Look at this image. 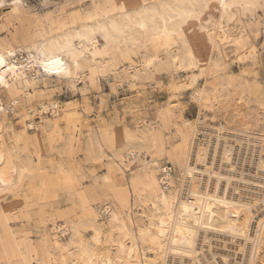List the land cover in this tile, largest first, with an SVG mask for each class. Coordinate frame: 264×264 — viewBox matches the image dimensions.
<instances>
[{
  "label": "bare ground",
  "instance_id": "bare-ground-1",
  "mask_svg": "<svg viewBox=\"0 0 264 264\" xmlns=\"http://www.w3.org/2000/svg\"><path fill=\"white\" fill-rule=\"evenodd\" d=\"M39 1L46 4L49 0ZM63 1L64 5L69 2ZM76 1L89 4L73 15L61 16V13L56 20L50 15L35 17L33 27L18 34L19 39L17 34L12 35L17 45L0 40V55L11 54L9 59L23 64L28 77L27 83L9 78L10 87H0V102L5 110L13 98L18 101L12 104V116L9 117L7 111L0 112V124L8 121L0 135L8 138V129L14 133L6 143L0 139V151L5 154V161L0 164L2 178L6 183L13 179L9 153L25 160L36 158L34 178L17 188V173L16 183L7 185L10 191L0 193V264H64L65 259L77 261V264H89V261L107 264L109 258L113 264L121 259L124 264H264V126H261L264 92L252 94L241 78L221 75L226 71L211 75V80H203L192 91L198 109L196 117L186 119L178 104L176 111H172L164 103L163 111L156 110L155 120H147L138 112L134 119L139 124L140 139L135 143V154L132 148L121 152L117 147L113 152L112 126L105 119L91 123L79 111L78 99L59 102L57 106L52 95L54 89L48 90L52 84L57 90L64 84L75 89L78 84L85 83V68L100 73L95 87L88 79L87 84L94 89L99 88L101 77L110 73L120 77L112 63L116 56L111 42V59L100 57L93 65L89 53L88 59L80 61L79 78L74 68L71 78H61L44 73L42 68L28 67L29 61L35 66L41 58V49L46 46L71 40L79 49L80 36L86 37L84 48L89 47L90 36L99 45L98 51L104 49L105 35L99 29L112 23L120 24L122 18L119 13H110L113 20L103 15L108 11L103 5L111 0ZM5 2L7 10L1 8ZM93 5L100 7L93 8ZM29 9H21L16 14L12 0H2L0 26L13 27L16 20L31 14ZM90 11L97 15L99 24L85 18ZM242 15L241 10L237 14V25H234V40L249 24L258 22H241ZM244 38L254 41L255 35L249 30ZM229 50L233 59L240 62L251 53V47L246 52L243 45L237 47L235 43ZM176 51L160 57V65L165 68L163 74L171 77L168 91L169 86L179 88L185 80L191 84V77L196 73L200 75L198 71L187 70V66L180 70L185 74L183 79L178 77L181 74H172L176 69L169 72L168 60L175 58ZM217 55L227 65L228 54L223 46ZM64 59L71 63L67 56ZM87 75L91 77L93 72ZM156 75L159 77L161 73ZM40 84L46 92L36 95ZM21 85L25 91L21 90ZM29 88L30 93L26 91ZM198 93L203 94L202 99ZM29 96L35 104L30 102ZM81 101L89 104L85 95ZM41 108L48 111L42 114ZM47 114L51 118H47ZM16 117L19 119L14 122ZM78 152H81L79 158L76 157ZM17 164H21V160L18 159ZM101 167L103 173L95 174L96 168ZM61 169L77 180L72 191L61 192L70 194L75 206L53 212L51 204L56 200L55 193L46 195L40 178L41 173H46L45 178H48L49 170L60 172ZM32 171L29 168V172ZM2 187L5 185H0ZM10 197L15 199L5 204V199ZM18 200H21L22 209L17 206ZM97 218L99 222L93 224ZM32 220L36 232L42 235L39 243L32 239V228L16 225L17 222L28 225ZM116 221L118 223H114ZM106 225H114L116 243H125L128 249L134 248L131 237L139 238V249L133 252L131 261L127 253L123 257L116 255L117 251H122L120 249L102 247L97 250L89 244L96 232ZM125 227L126 231L121 232ZM112 231L113 227H108L104 232L103 243L111 241ZM161 232L166 233L162 244ZM241 232L243 236L239 235ZM125 236L130 237L126 242ZM154 240L157 243L152 247ZM70 242L77 245L83 242L84 249H74L69 255L65 249ZM83 251L89 255L81 259Z\"/></svg>",
  "mask_w": 264,
  "mask_h": 264
},
{
  "label": "snow or ice",
  "instance_id": "snow-or-ice-1",
  "mask_svg": "<svg viewBox=\"0 0 264 264\" xmlns=\"http://www.w3.org/2000/svg\"><path fill=\"white\" fill-rule=\"evenodd\" d=\"M29 3H36L37 7H39V0H12L14 13L19 14L20 10L26 9ZM69 7H75V5H69ZM92 7L98 8L100 6L93 5ZM103 7L108 9L103 14L107 19H114L110 13H119L122 22L120 24L112 23L107 28L101 27L99 29L105 35V45L102 51H98L99 45L92 41L90 36L88 37L89 47L84 48L83 42L86 37L80 36L81 45L79 49L71 40H66L61 44L46 46L41 49V58L36 62L35 66L29 61L28 67L42 68L44 73L54 74L61 78H71L74 68L76 78H79L81 74L80 61L88 59L89 53H91L93 65L100 57L111 59L109 52L110 41L111 48L116 56L112 63L115 65L117 72H120L121 68L127 69L128 84L132 86L133 93L131 98H128L127 93H125L126 99L116 105L115 120L110 129L113 152L116 151L117 147L121 148V152L126 148H132L133 155L135 154V143L140 139L138 135L139 124L135 119H129V112L135 117L138 112L143 111L139 106L140 101L145 100L146 104L148 102L142 94L137 95L141 91L140 85L143 84L144 87H150L155 84L156 79H162L165 68L160 65V57L166 53H171L174 49L177 50L175 58H169L167 64L169 72H172V69L177 70L176 73H172L173 75H182L183 72L180 70L184 69L185 66H187L189 71H198L200 73L199 76L194 75L191 77V84L185 80L179 88L169 86V98L165 103L172 111H176L177 102L182 96L187 97L188 93L185 89L194 91L195 88L199 87V82L209 79L211 75L226 71L227 65L217 55L221 46L224 47L225 51H228L230 46L235 43L237 47L243 45L246 52L251 47V53L245 59L249 62L258 60L261 65V75L264 76V44L261 43V41H264V16L256 24H249L244 29V32L240 33L239 38L233 39L235 36L234 25H237V14L242 10L241 22L247 20L249 16L255 21L257 14L260 11H264V0H155V2L154 0H145L144 3H140V0H123V3H120V0H111L110 3L103 5ZM85 18L94 21L96 24L100 23L97 15H92L91 11ZM249 30L256 37L254 41L250 38H244L249 34ZM253 44H255V47H252ZM9 56L0 55V87H10L9 78L12 81L20 79L27 83L28 77L25 66L13 62L9 59ZM65 56L70 58L71 63L66 62ZM153 69H156V71H153ZM89 71L93 72L91 77L87 75ZM157 72H160L161 76L158 77L156 75ZM132 73H135V75H132ZM84 74L86 76L85 84L87 85L88 79H91L92 86L95 87L100 73L95 72L94 69L85 68ZM104 74L107 75V73ZM145 77L146 79H144ZM158 87H163V85ZM21 90L25 91L23 85H21ZM26 91L30 93L31 88ZM197 95L202 99V93ZM29 100L33 104L36 103L30 96ZM14 103H18L15 98L10 101L8 109L5 110L2 102H0V112L7 111V115L9 117L12 116V104ZM100 103L101 107H103L104 101L101 100ZM212 103L215 102L213 101ZM121 107L125 109L123 113L119 111ZM47 111L48 109L41 108L42 114ZM29 114H31L30 109ZM121 116H123L122 120ZM16 119H19V117H16ZM7 122L6 120L5 124ZM5 124H0V134L5 131ZM27 126L32 127L31 124ZM261 126H264V117L261 119ZM134 128L136 129L135 132H133ZM8 133V138L14 134L12 129H8ZM8 138L0 135V139H4L5 143ZM9 158L12 161L11 173L13 179L6 183L2 178L3 173L0 172V185H5V187L0 188V193L10 191L7 185L16 183L17 173H19L17 188L22 187L29 178L35 177V165L33 162L36 158L34 156L25 160L18 155L13 156L12 153H9ZM18 159L21 160L19 165L17 164ZM4 161L5 154L0 151V164H3ZM29 168H32L33 171L29 172ZM49 172L51 173L50 177L45 178L47 174L41 173L40 178L41 188L46 195L55 193L56 198H59L61 192H70L74 189L77 180L73 179L70 174L64 173L63 169L60 172L55 170H49ZM98 222L99 218L92 221L93 224ZM114 223H118V221ZM161 226L165 227L163 224ZM108 227H113V231L110 234L112 239L105 244L103 243L105 239L104 232L107 231ZM124 231H126V227L121 229V232ZM165 235V232L159 233L161 244ZM239 235L243 236L244 233L241 232ZM75 239L76 237L74 236L73 240ZM123 239L126 242L130 237L125 236ZM131 239L135 242L133 249L126 248L125 243L117 244L114 225H106L101 231L96 232L89 244L93 245L97 250L102 247L120 249L122 251H117L116 255L123 257L127 253L128 259L131 261L133 252L138 251L140 246L139 238L133 236ZM156 243L154 240L152 247H155ZM145 244L147 245V242ZM57 247H60V245H57ZM74 249H84L83 242L79 245L70 242L65 252L71 255ZM146 250L150 251L151 249L146 247ZM184 254L187 255V252ZM88 255L87 251H83L81 259ZM111 255L112 252L110 251L109 257ZM255 255L256 250L254 248L253 256ZM64 264H77V261L65 259ZM89 264H92V262L89 261ZM107 264H113L111 258H109ZM118 264H124L123 259L119 260Z\"/></svg>",
  "mask_w": 264,
  "mask_h": 264
},
{
  "label": "rangeland",
  "instance_id": "rangeland-1",
  "mask_svg": "<svg viewBox=\"0 0 264 264\" xmlns=\"http://www.w3.org/2000/svg\"><path fill=\"white\" fill-rule=\"evenodd\" d=\"M7 2V1H6ZM4 3L1 5V8L3 10H7L8 3ZM89 4L88 1H82L80 3H77L76 0H69V2L64 5L63 0H49L46 2V4H42L39 1V7H37L36 3H29L27 7H29V13L30 15L25 14L24 17L21 19H18L14 22L13 27L2 28L0 26V40L1 41H11L13 45H17L16 42H13L12 35L17 34L18 39L20 36L18 34H21L23 30H28L31 26L33 27L34 18L35 17H43L45 15L52 16L53 19H58L59 15L62 13L61 16H67V15H73L76 10H84L86 8V5ZM69 5H75V7H69ZM71 9V10H70ZM74 11V12H73ZM68 13V14H67ZM26 16L28 18H26ZM264 16V11H260L255 21H260L261 17ZM30 20V21H29ZM247 21H253L251 16L247 19ZM31 27V28H32ZM14 32V33H13ZM256 39V37H255ZM254 39V40H255ZM262 44H264V41H261ZM228 59H227V69L226 74H221L223 76H226L227 74H231L233 76V79H236L237 77L241 78V80L245 81V83L248 85L249 92L253 93H259L264 92V76L261 75V65L260 62L257 60L255 62H248L246 59L243 62L237 61L233 59L232 53L230 50L227 51ZM229 61V62H228ZM120 77L115 76L114 74L110 73L105 77H101L99 81V88L94 89L88 84L80 83L78 84L75 89H71L66 84L62 85L59 90L53 88V84L51 86H48V90H53L52 96L56 105L60 106L59 102H64L68 100H74L78 99L79 101V111L82 113V115L90 120L91 123L100 121L102 119H105L111 126L113 125V122L115 120V113L117 112L116 105L122 103L125 99V93H127V97L131 98L132 93V86L128 84V73L127 69L121 68L120 69ZM123 73V75H122ZM126 76H125V75ZM237 77H236V76ZM195 76H198L196 73ZM180 79H183L185 77L184 75H178ZM170 75L163 74L162 79H156L155 84L150 87H144L143 84L140 85V93H137V95H143L146 97L147 104L145 103V100L140 101V107L143 109L142 115L147 120H155L156 119V110H164V103L168 100V83L170 80ZM210 80L212 77L210 76ZM54 83V82H52ZM202 82H199V85ZM159 85H163V87H158ZM89 88V89H88ZM91 88V89H90ZM187 91V97H183L177 102L179 105V108L183 111L184 117L186 119H192L193 117H196L197 115V106L193 102L192 99V91ZM46 92V88L40 84L36 88V95L42 92ZM190 91V92H189ZM43 92V93H44ZM82 95H85L89 99V104L85 105L81 101ZM104 98L103 107H101V99ZM93 107V108H92ZM86 108V109H85ZM121 113L125 111L124 107H121L119 109ZM154 115V117H152ZM47 118H51L50 114L46 115ZM93 119V120H92ZM123 119V116H121V120ZM129 119H134L132 114L129 112ZM17 119L14 120V122ZM39 132L41 133V125L38 127ZM170 131L166 130V133ZM12 144V143H11ZM13 146V145H12ZM81 155V152L77 153V158H79ZM104 168H96L95 174L97 172L98 174L103 173ZM15 198L10 197L5 199V204H10ZM21 200L17 201V206H21ZM75 204L71 201V195L70 194H60L59 198H56L54 202L51 204V210L53 212H56L58 209L59 211L69 210L71 208H74ZM21 208V207H20ZM22 209V208H21ZM55 210V211H54ZM57 210V211H58ZM139 213H137V216ZM35 221L32 220L30 224L26 225V223L17 222V226H23L27 228H32L34 232H32L31 236L32 239L39 243L41 241V233L38 234L36 231ZM30 225V226H29Z\"/></svg>",
  "mask_w": 264,
  "mask_h": 264
}]
</instances>
